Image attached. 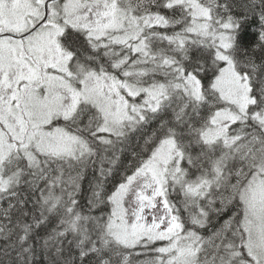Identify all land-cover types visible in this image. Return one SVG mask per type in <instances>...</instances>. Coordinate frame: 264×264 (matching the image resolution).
<instances>
[{
    "label": "snow or ice",
    "instance_id": "obj_1",
    "mask_svg": "<svg viewBox=\"0 0 264 264\" xmlns=\"http://www.w3.org/2000/svg\"><path fill=\"white\" fill-rule=\"evenodd\" d=\"M0 264H264V0H0Z\"/></svg>",
    "mask_w": 264,
    "mask_h": 264
},
{
    "label": "trees",
    "instance_id": "obj_2",
    "mask_svg": "<svg viewBox=\"0 0 264 264\" xmlns=\"http://www.w3.org/2000/svg\"><path fill=\"white\" fill-rule=\"evenodd\" d=\"M248 33H249V40H253L254 34L252 33V29H248Z\"/></svg>",
    "mask_w": 264,
    "mask_h": 264
}]
</instances>
